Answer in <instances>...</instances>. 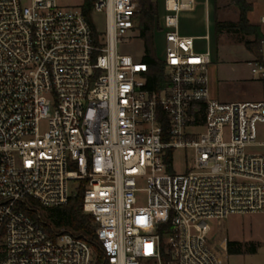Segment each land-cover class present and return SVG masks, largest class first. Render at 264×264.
I'll return each mask as SVG.
<instances>
[{"label":"built area","instance_id":"1","mask_svg":"<svg viewBox=\"0 0 264 264\" xmlns=\"http://www.w3.org/2000/svg\"><path fill=\"white\" fill-rule=\"evenodd\" d=\"M88 1L104 35L86 0H0V264H220L207 222L264 213L263 56L250 69L259 101L212 98L209 51L178 32L195 1L153 0L163 84L149 91L147 66L117 50L138 32L140 0ZM175 149L189 155L183 173ZM69 182L92 242L45 220Z\"/></svg>","mask_w":264,"mask_h":264},{"label":"rangeland","instance_id":"2","mask_svg":"<svg viewBox=\"0 0 264 264\" xmlns=\"http://www.w3.org/2000/svg\"><path fill=\"white\" fill-rule=\"evenodd\" d=\"M82 0H56L61 8H74ZM199 5L197 10L203 17L205 3L209 4L208 10L211 13L214 8L212 0H195ZM251 6L247 14L249 23L259 25L264 36V26L259 24V19L264 15V0H245ZM160 5L163 0H159ZM217 19L225 28L214 40L211 38L214 30V23L210 28H205L204 19L201 21L188 20L185 28L195 32L196 35L207 36L206 41H199L202 52L208 50L211 56V64L208 66L209 93L212 98L220 102L235 101H259L263 94L262 84L251 77L250 69L255 59L243 45L244 41H252L251 37H242L228 30V25L237 21L238 10L232 0H216ZM196 12V10H195ZM198 14V12H196ZM194 12L183 13L181 18L190 17ZM91 24L97 35L105 33L104 13H92ZM134 24L139 25L135 19ZM207 29V30H206ZM127 42L117 46L118 53L131 56L140 61L143 59L144 47L138 32L127 36ZM157 59L163 58L164 42L160 33L154 39ZM261 49V46H260ZM264 58V48L262 49ZM203 129H199L202 132ZM186 151L175 149L173 151L172 169L174 173H183L191 161L187 158ZM78 185L75 182L68 183L69 195H76ZM146 197L140 193L137 198L138 205H144ZM210 231L206 236L207 246L218 259L220 264H264V213L230 215L225 220H209ZM226 241L237 242L240 246L238 253L228 254L225 249Z\"/></svg>","mask_w":264,"mask_h":264},{"label":"trees","instance_id":"3","mask_svg":"<svg viewBox=\"0 0 264 264\" xmlns=\"http://www.w3.org/2000/svg\"><path fill=\"white\" fill-rule=\"evenodd\" d=\"M238 10L237 21L228 25V30L241 35L242 37H251L252 41H244L243 45L246 50L261 60L262 52L260 49V41L263 39V33L259 25L249 23L247 14L251 11V6L245 0H232ZM140 11L138 15L139 38L142 40L144 47V55L142 62L147 66L148 73L146 75V88L149 91L157 92L163 84V64L157 59L154 39L156 30V16L158 13V5L153 0H140ZM215 19H214V36L215 39L225 28L217 19L216 0H214ZM84 17L90 21V5L86 0L85 6L82 8ZM169 162V157L168 160ZM82 191L79 190L76 195L69 197L64 205L51 207L44 210V217L53 227L63 229L65 232H71L77 236L88 238L90 242L93 240V226L90 218L83 214L81 209ZM225 249L228 254L238 253L240 246L237 242L226 241ZM164 264H169L168 257H163Z\"/></svg>","mask_w":264,"mask_h":264},{"label":"crops","instance_id":"4","mask_svg":"<svg viewBox=\"0 0 264 264\" xmlns=\"http://www.w3.org/2000/svg\"><path fill=\"white\" fill-rule=\"evenodd\" d=\"M212 2L214 4V0H212ZM198 7H199V5L195 1V7H194L193 10L180 12L179 17H178V32L182 36H188V37L194 38L195 39L194 40V48H195V50L201 52L202 46L199 45L198 43H199V41H206L203 38L204 37H207V36H205V35H196L195 32L187 30L185 28V25H186L185 23L189 22L188 20H196V21L198 20V21H201V20L204 19L205 28H208L209 29L210 28V24L212 22L214 23V19H215V9L213 8V11H212L213 17H212L211 13L208 10L209 4L208 3H205V7L203 9V17L201 16V19H200V13H201V11L199 12V10H197ZM195 10H196V12H198V14L195 12ZM191 12H194V14L193 15H190V17H184V18L182 17L181 18V15L183 13H191ZM212 33H213V35H212L211 38L214 40V37H215L214 36V30H213ZM156 34H158V33H156ZM156 34H155V36H156ZM210 58H211V56H210Z\"/></svg>","mask_w":264,"mask_h":264}]
</instances>
